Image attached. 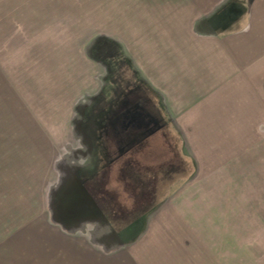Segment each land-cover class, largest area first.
Returning <instances> with one entry per match:
<instances>
[{
    "label": "rangeland",
    "instance_id": "obj_1",
    "mask_svg": "<svg viewBox=\"0 0 264 264\" xmlns=\"http://www.w3.org/2000/svg\"><path fill=\"white\" fill-rule=\"evenodd\" d=\"M79 4L87 8L84 18L70 9ZM109 4L0 0V264H202L211 258L201 247L206 236L187 232L190 165L170 128L169 140L150 135L146 157L134 155L136 163L123 170L110 163L118 154L114 142L108 168L93 177L105 162L103 138L113 127L111 99L118 98L125 62L110 75L112 11L102 10ZM258 134L264 136V121H257ZM257 182L263 183L258 174ZM98 200L117 227L149 210V231L105 250L76 218ZM260 221H246L252 233L240 236L245 250L223 252L230 264H264ZM190 242L199 250L191 251Z\"/></svg>",
    "mask_w": 264,
    "mask_h": 264
},
{
    "label": "crops",
    "instance_id": "obj_2",
    "mask_svg": "<svg viewBox=\"0 0 264 264\" xmlns=\"http://www.w3.org/2000/svg\"><path fill=\"white\" fill-rule=\"evenodd\" d=\"M104 6L112 11L108 37L115 44L110 75L125 60L111 108L141 103L158 114L159 137L169 140L167 128L172 130L190 165L193 229L187 232L206 236L201 247L211 258L202 264H230L223 252L246 249L240 236L252 233L247 220H261L257 241H264V136L257 135V121H264V0H110ZM70 9L82 15L87 8ZM93 50L100 59L101 51ZM148 126L153 134V121ZM104 137L105 162L95 169V179L111 163L113 137ZM78 212L77 225L105 250L132 244L149 231V210L131 215L125 228L114 225L101 203L90 201Z\"/></svg>",
    "mask_w": 264,
    "mask_h": 264
},
{
    "label": "flooded vegetation",
    "instance_id": "obj_3",
    "mask_svg": "<svg viewBox=\"0 0 264 264\" xmlns=\"http://www.w3.org/2000/svg\"><path fill=\"white\" fill-rule=\"evenodd\" d=\"M112 113L113 127L109 130V133L113 137L116 147L115 150L118 151V154H113L111 156V163L116 162L123 170V167L129 165L128 163L130 161L133 162L137 160L134 155L139 153V155H142L141 158L146 157L145 148L148 145L149 139H151L150 127L148 126L150 121H153L155 126L152 128L154 132L151 134L152 136L158 132L161 124L158 114L156 112L151 113V111L145 106H142L141 103L134 107H121L118 110H113ZM113 150L109 152V156L114 153L112 152ZM127 153H129V155ZM112 159L115 161H112ZM134 162L136 163V161Z\"/></svg>",
    "mask_w": 264,
    "mask_h": 264
}]
</instances>
